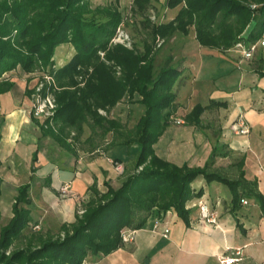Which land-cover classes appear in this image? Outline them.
<instances>
[{"label":"trees","instance_id":"obj_1","mask_svg":"<svg viewBox=\"0 0 264 264\" xmlns=\"http://www.w3.org/2000/svg\"><path fill=\"white\" fill-rule=\"evenodd\" d=\"M134 4L135 13L144 16L151 0H134ZM165 5L170 9L179 6L175 17L167 22H152L145 17L142 24L151 41L144 44L143 50H130L109 45L123 18L115 6L92 8L90 0H0V77L16 67L30 72L41 64L49 66L59 45L74 46L72 58L55 73L62 88L56 94L57 129L41 127L44 135L60 147L74 152L67 137L73 128L78 140L84 124L92 131L99 126L103 133L113 130L119 134V122L99 114V108L109 112L123 97L134 101L137 95L144 107L134 127L126 131L123 145L134 146L135 171L122 185L114 189L109 180H104L105 190L101 192L94 182L89 187L92 194L83 202V213H75L73 222L60 226L62 237L38 235L35 245L6 254L32 221L29 184L18 187L12 217L0 230V264H83L89 255L113 254L124 244L121 230H140L154 211L160 216L173 209L187 222L190 211L186 203L202 195L201 189L195 191L192 187L200 177L206 183L217 181L228 187L234 212L247 198L264 213V195L257 181H247L243 171L233 180L211 169L215 156L224 155L221 149L213 148L205 165L193 167L186 163L177 166L159 157L154 149L170 125L176 102L173 88L181 75L171 60L155 72V38H169L175 32L187 36L193 27L200 46L215 50H229L237 42L257 43L264 34V0H165ZM99 50L105 52L111 64L102 61ZM91 65L93 71L84 86L76 87L77 74ZM116 66L120 67L119 76ZM15 85L0 80V96L11 92ZM72 85L76 88L68 89ZM224 105L226 101L216 99L204 107L197 103L185 115V122L197 125L208 106Z\"/></svg>","mask_w":264,"mask_h":264},{"label":"crops","instance_id":"obj_2","mask_svg":"<svg viewBox=\"0 0 264 264\" xmlns=\"http://www.w3.org/2000/svg\"><path fill=\"white\" fill-rule=\"evenodd\" d=\"M167 9L165 8V10ZM183 45L186 47L188 45V49L184 50L186 51L185 54L181 53V57H184L187 61L190 60V63L182 59L181 63L174 64L181 70V75L177 80L178 82L175 83V88H173L176 102L170 118H177L181 115L180 118L183 119V124H185V115L190 112L195 104L190 107L189 111L183 112L182 107L179 105L181 99H177L179 92H183L184 88L192 86L195 81H203L209 75V71H211L213 83L217 79L225 80L234 69L233 65L240 64L244 59L241 58L238 61L239 56H243L232 47L229 50L221 51L200 46L195 34L192 40L184 42ZM189 45H192V47L189 48ZM204 67H207V70H204ZM185 71L192 72L189 78H183L185 77ZM254 71V69L242 71L240 75L242 85L229 94L230 98L227 100L230 101L223 100L226 101V105L224 119L219 122V129L221 130L214 139L213 147L208 142L204 146H199L200 148L198 147L197 151L194 152L193 156L199 159L198 162L191 164L190 161H183L179 164L169 157V151L178 143L172 137L164 140L163 135L154 145L155 153L177 166L183 163L190 167L203 166L213 148L218 149L221 145L220 149L225 147L224 155L215 156L211 167H214L213 169L221 174L223 172L222 166L225 163L223 164L220 160L232 159V161L226 162V167L232 168L234 171L231 174L226 172L228 176L222 174L235 180L238 178L240 171H243L247 181H257L258 190L264 195V165L260 160L263 149L258 144H253L248 135L236 134L232 130L233 124L239 116L244 118L250 131L252 124H264V99L260 100L258 104L260 108L256 104V107L259 108L256 110L250 97L251 91L257 88L260 79H264ZM206 80L208 81V79ZM178 84H180L179 89L177 88ZM23 85L25 87V84ZM211 99L215 98H208L207 96V101L203 105L200 104L204 107L209 104ZM232 102L236 105V110L229 112L227 106L228 104L231 105ZM210 108L216 107L208 106L204 112ZM30 110V100H24L22 103L21 98L10 94V92L0 96V195L3 185L8 184L9 181L7 174L1 175V170L9 166L11 169L16 168V175L25 171L29 175L25 183L22 182L16 186L17 189L20 185L27 183L29 184L28 191L30 195L33 182L36 180L38 183H42L44 187L38 191L40 193L37 195L40 200L57 193L61 185L68 183L71 184L72 190L80 194L85 192L88 199L91 193L89 187L95 182L92 173L93 164H91V161H82L84 158L82 155H72L74 164L72 171L67 175L61 167L60 161L52 156L55 149L59 148L60 150L61 147L54 140L52 143L48 140L49 135H44L41 128L46 122L38 118L35 119L30 115ZM204 112L202 115H204ZM202 115H200V123ZM191 125L196 126L195 124ZM241 136H244L246 140L238 139ZM220 140H222L221 143ZM180 141H183V147L192 143V139L189 141L184 138ZM164 153H167V156ZM234 155H239V157L233 159ZM251 157H253L255 165L258 163L257 168L252 164L251 167L253 168L249 169V159ZM241 158H244L242 163ZM106 160L108 161V159ZM255 168L258 170L255 171ZM195 181V185H192V187L194 186L193 190L198 191L201 189L202 195L191 200L193 202L196 199L206 201L210 210L217 216L216 224L201 223L197 208L189 209L190 215L187 222L182 218L180 219L173 209L160 216H157L154 211L140 230H134L133 240L123 244L111 255H103L99 256V259L91 260L89 259L91 255H89L83 264H221L219 260L221 256H236L237 251L240 252L241 260L236 264H264V213L259 205L253 199L243 198L239 209L234 212L231 209L230 200L232 196L230 191L223 193L220 183L217 181L206 183L201 177ZM250 202H253L254 207L258 210L255 208L247 209ZM155 223L158 224L157 228L154 227ZM164 230H168L166 237L163 236ZM93 257L96 256L93 255ZM223 264L235 263L225 262Z\"/></svg>","mask_w":264,"mask_h":264},{"label":"rangeland","instance_id":"obj_3","mask_svg":"<svg viewBox=\"0 0 264 264\" xmlns=\"http://www.w3.org/2000/svg\"><path fill=\"white\" fill-rule=\"evenodd\" d=\"M90 6L92 8L95 6H115V8L117 7L121 11L123 16L122 21L118 25L116 33L110 40L109 45H121L130 50H132V48L143 50L144 44L151 41V37L148 34L147 29H144L142 24V21L145 20V17L149 18L152 22H167L175 17L179 9V6L172 9L168 8L165 5V0H151V5L147 9L144 16L138 12L135 13L137 8L134 4V0H90ZM251 6L255 8L256 5L251 4ZM165 8L168 9L165 10ZM117 32L121 36L120 38L119 36L118 38L115 37ZM194 34L195 32L193 27H190V32L187 34V36L180 32H175L173 36L169 38L156 37L154 40V49L156 53V61L154 63L155 72L159 71L168 60H171L172 65L176 64L177 62L181 63L182 59L185 61L186 59L181 57V53H186L184 50L188 49V45L186 47L183 45V43L192 40ZM114 37L116 39H114ZM158 41L161 42L158 44ZM243 43L245 44V42ZM191 47L192 45H189V48ZM234 47L235 46L233 45L232 48L235 49ZM55 51L56 52L51 59L53 63H50L49 66L41 64L39 67H36L34 71L32 70L30 72H25L20 69V67H16L15 69L8 71V73H3L0 77V80L4 79L5 81L14 82L16 85L10 94L21 98L22 103L24 100H30L31 108L32 103L36 105L37 100H39L41 97L44 98L47 96L50 100H52L55 105V113L51 118V121L46 120V128L54 130L57 129V123L55 122V115L58 108L56 94L62 90L56 81L55 73L58 67H63V65L72 58L75 50L71 43H64L61 46L59 45ZM98 54L102 61L106 64L112 63L105 59V52L102 50H99ZM241 58L242 57L239 56L238 61H240ZM186 62L190 63V60H186ZM233 68L234 69L230 72V76L228 75L225 80L217 79V81L214 80L213 83L211 77L212 74L211 71H209V75H207L208 77L206 76L203 81H195L192 86H188L189 88H184L183 92H179L177 99H181L179 105L182 107V111H189L190 107L197 102L202 103L203 105L207 101V96L208 98H215L216 100H227L230 98L229 94H231L234 89H237L242 85L240 75L245 69H254V72L258 73V76L263 74L262 77H264V44L259 43L257 45V49L253 53V57H251L249 60L244 59V61L240 64L233 65ZM115 70L116 75L119 76L120 67L116 66ZM204 70H207V67ZM92 71V65L81 69V72L75 77L77 84L76 87H83L86 79ZM190 72L185 71V77L183 78H189V76L192 74V72ZM206 79H208V81ZM260 80L261 81L259 82V85L256 89L251 91L250 95L253 100V104H255L254 107L256 110L260 108V105H258L260 100L264 99V79ZM23 84H25V87ZM207 84H209V86H207ZM179 85L180 84L177 85L178 89L180 88ZM76 87L72 85L68 87V89L74 90ZM139 99L140 97L138 95L134 97V101L126 96L123 97L119 103L117 102L114 107L110 108L109 112H106L103 108H99L97 110L102 116L117 120L119 122V125L121 126V128L118 129L120 130L119 134L113 132V130H109L107 134L103 133V129L99 126L94 127L95 129L92 131V129L84 124L83 132H81L82 134L78 140H75L74 137L77 133L75 129L72 128L67 140L71 145H73L74 152L68 150L66 151L61 147L60 150L59 148H56L55 152L52 153V156L60 161L61 167L64 169L63 171H65L67 175L70 174L74 164V158L72 155H82V157H84L82 161H91V164H93L92 173L94 174L93 177H95L94 181L97 183L98 189L101 192L105 190L104 184L102 182L106 179L109 180V183L114 189L120 187L125 178L135 171V158L133 154L134 146L126 147L123 145V143L126 139V131L134 127L138 118L144 113L143 105L137 101ZM256 104L259 108L256 107ZM227 107L229 112L236 110V105L234 102H232L231 105L228 104ZM224 109L225 105L218 109H207L204 112V115L201 116V123L194 127L188 123L180 126H174V124L170 123L163 134V139L168 140L170 137H172L178 144L174 145L171 151H169V157L179 164L183 161H190L191 164L198 162L199 159L194 157L193 154L195 151H197L199 146H204L208 144V142L211 144V147L214 146V139L216 136H218V132L221 130L219 129V122L224 119ZM179 116L182 117L181 115ZM248 136L253 144H258L260 147H262L263 150L262 154L260 153V160L264 165V124H252L251 131ZM184 138L185 140L189 141L192 139L191 145L183 147V141L180 140ZM238 139L246 140L244 136L238 137ZM48 140L51 143L54 142L50 136L48 137ZM221 141L222 140H220V143ZM220 147L221 145L218 147L219 151ZM224 150L225 147L221 149L222 152ZM166 154L167 153H164L165 156H167ZM248 155H250V153H248ZM114 157H119L122 160L116 162L113 160L115 159ZM236 157H239V155H234L233 159ZM106 159H108V161ZM230 160L232 161L230 158L220 160V162L223 164L225 163L222 166L223 172H221V174L223 173L228 176L227 173L231 174V172L234 171L232 168L226 167V162H229ZM249 161V169L253 168L251 167L252 164L257 168L258 163L255 165L253 157H251ZM242 162H244V158H241V163ZM115 163H120L124 168L122 173L118 170H115ZM213 168L214 167H211V169ZM256 168L255 171L258 170ZM15 169L16 168L14 167L11 169L8 166L6 169L1 170V175L4 176L7 174L9 181L8 184L3 185L1 191L2 193L0 195V230L8 223V219L12 217V204L14 201V196L17 194L16 191H18L16 186L22 182L25 183L28 178L27 176H29L27 175L26 171L16 175ZM195 183L196 181L193 182V185H195ZM61 186L59 187L57 193L51 194L45 198H41L40 200L37 198L38 193H40L38 191L43 189L44 186H42V183H38L36 180L33 182V188L30 190L31 203L28 205V208L31 211L32 221L28 227L23 230L22 235L19 238H16L13 244L8 247L6 254L11 251L13 252L16 249L27 247L29 244L35 245L37 243L35 237L38 235L51 236L54 239H56L58 236L62 237L63 232L60 231V226L66 222L70 223V221L74 219V213H79L80 215L83 213V202L84 200H87L85 192L80 194L79 192L72 190L70 184L68 190L65 193H62L60 190ZM220 188H222L223 193L229 192L228 187L222 183L220 184ZM91 194L92 193H90V195ZM250 208H255L253 202H250V206L247 207V209ZM35 225H38V228H35ZM92 257L93 255H91L89 259H99V257Z\"/></svg>","mask_w":264,"mask_h":264},{"label":"built area","instance_id":"obj_4","mask_svg":"<svg viewBox=\"0 0 264 264\" xmlns=\"http://www.w3.org/2000/svg\"><path fill=\"white\" fill-rule=\"evenodd\" d=\"M121 37L119 35V33L117 32V35L115 37L118 38ZM114 37V39H116ZM161 41H158V44ZM264 44V34L261 36V38L257 41V43H251L249 45H245L244 43L241 42H237L234 46V48L239 51L241 53V56H243V59H250L251 57H253V53L254 51L257 49V45L258 44ZM54 102H52V100H50L47 96L46 97H41L39 100H37L36 105H34L32 103V108L30 110V115L33 116L35 119H40L41 121H51V118L54 115ZM171 123H173L174 125H181L184 123L183 119L180 117H173L170 118ZM46 127V124H45ZM232 130H234V132L236 134H241L244 136H247L250 132V128L248 126V124L245 123L244 118L243 117H238L236 122L233 124V128ZM123 167L121 166L120 163H115V170L120 171L121 173L123 172ZM70 187V184H64L63 186H61V191L62 193H65L68 188ZM244 203H246V201H244ZM186 208L188 209H194L197 208L198 210V218L200 220L201 223H213L216 224L217 223V216L215 215V213H213L209 206L206 204V201L202 200V199H196L194 200V202L192 200L188 201L186 203ZM158 224L155 223L154 227L157 228ZM35 228H38V225L34 226ZM168 230H164L163 232V236L166 237ZM133 235H134V230H130V229H126V230H121V238H122V242L124 244H126V242H130L131 240H133ZM236 256H226V257H220L219 260L221 262V264L223 263H238L239 260H241V256H240V252L237 251V253H235Z\"/></svg>","mask_w":264,"mask_h":264}]
</instances>
